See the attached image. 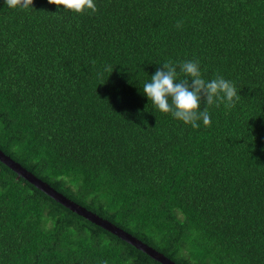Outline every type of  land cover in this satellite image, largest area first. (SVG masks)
I'll return each instance as SVG.
<instances>
[{
    "label": "trees",
    "instance_id": "trees-1",
    "mask_svg": "<svg viewBox=\"0 0 264 264\" xmlns=\"http://www.w3.org/2000/svg\"><path fill=\"white\" fill-rule=\"evenodd\" d=\"M95 3L0 0V151L174 264H264V0ZM186 60L240 95L210 127L142 91ZM0 264L160 263L0 162Z\"/></svg>",
    "mask_w": 264,
    "mask_h": 264
},
{
    "label": "clouds",
    "instance_id": "clouds-1",
    "mask_svg": "<svg viewBox=\"0 0 264 264\" xmlns=\"http://www.w3.org/2000/svg\"><path fill=\"white\" fill-rule=\"evenodd\" d=\"M5 3L10 8H27L32 6L33 0H5ZM48 3L80 15L98 10L95 0H48ZM142 91L157 110L171 114L192 128H199V121L205 127L211 126L210 106L224 104L232 108L240 99L234 82L221 75L204 79L198 60H186L178 65L171 61L163 63L143 85Z\"/></svg>",
    "mask_w": 264,
    "mask_h": 264
},
{
    "label": "water",
    "instance_id": "water-1",
    "mask_svg": "<svg viewBox=\"0 0 264 264\" xmlns=\"http://www.w3.org/2000/svg\"><path fill=\"white\" fill-rule=\"evenodd\" d=\"M0 162L4 164L6 167H8L10 170L15 172L18 176L22 177L26 182L31 184L33 187H35L36 189L44 193L46 196H48L49 198L57 202L58 204L64 206L70 211L83 217L89 222L95 224L96 226L110 232L111 234L118 237L119 239L127 242L129 245L135 247L136 249L140 250L141 252L149 256L152 260L160 264H174L173 262L168 260L166 257H164L162 254L146 246L141 241L132 237L130 234L124 232L123 230L112 225L111 223L99 218L97 215L87 211L83 207L70 201L69 199L64 197L62 194L52 189L48 184L36 178L30 172L25 170L18 163L14 162L9 157L5 156L1 151H0Z\"/></svg>",
    "mask_w": 264,
    "mask_h": 264
}]
</instances>
